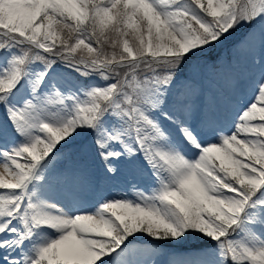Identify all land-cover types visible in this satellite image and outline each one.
I'll list each match as a JSON object with an SVG mask.
<instances>
[{
  "label": "snow or ice",
  "instance_id": "obj_1",
  "mask_svg": "<svg viewBox=\"0 0 264 264\" xmlns=\"http://www.w3.org/2000/svg\"><path fill=\"white\" fill-rule=\"evenodd\" d=\"M0 264H264V0H0Z\"/></svg>",
  "mask_w": 264,
  "mask_h": 264
},
{
  "label": "rangeland",
  "instance_id": "obj_2",
  "mask_svg": "<svg viewBox=\"0 0 264 264\" xmlns=\"http://www.w3.org/2000/svg\"><path fill=\"white\" fill-rule=\"evenodd\" d=\"M224 53H221V55H223ZM239 70L241 71H247L248 70V66H247V62L246 61H241L240 65H239ZM215 79H219V77H216ZM161 259L166 260L167 257H162Z\"/></svg>",
  "mask_w": 264,
  "mask_h": 264
}]
</instances>
